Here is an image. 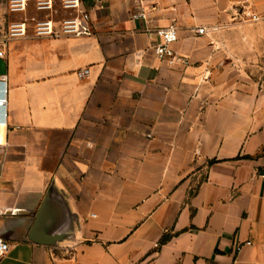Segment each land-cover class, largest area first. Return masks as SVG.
I'll use <instances>...</instances> for the list:
<instances>
[{
  "label": "crops",
  "instance_id": "obj_1",
  "mask_svg": "<svg viewBox=\"0 0 264 264\" xmlns=\"http://www.w3.org/2000/svg\"><path fill=\"white\" fill-rule=\"evenodd\" d=\"M84 3L89 36L0 29V264H264V94L219 30L264 0Z\"/></svg>",
  "mask_w": 264,
  "mask_h": 264
},
{
  "label": "built area",
  "instance_id": "obj_2",
  "mask_svg": "<svg viewBox=\"0 0 264 264\" xmlns=\"http://www.w3.org/2000/svg\"><path fill=\"white\" fill-rule=\"evenodd\" d=\"M30 5L34 13L27 14ZM7 10L10 14L23 15L7 24L5 31L7 40L26 37L29 32L36 37L51 38L83 37L92 33L90 11L86 8L84 0H8ZM238 15L249 22L264 21V8L256 10L244 3L237 12ZM133 18L145 19L146 14L140 11L134 14ZM204 30L201 27L197 28L195 32L202 34ZM151 34L156 37L153 45L154 56L169 64L177 61L172 49V45L177 39L175 23L171 22L166 27L155 29ZM0 57H2V50H0ZM87 73L88 69H81L77 75L82 78ZM0 104L3 105V102L0 101ZM5 214V210L0 209V216ZM8 248L9 245L0 238V255L7 252Z\"/></svg>",
  "mask_w": 264,
  "mask_h": 264
},
{
  "label": "rangeland",
  "instance_id": "obj_3",
  "mask_svg": "<svg viewBox=\"0 0 264 264\" xmlns=\"http://www.w3.org/2000/svg\"><path fill=\"white\" fill-rule=\"evenodd\" d=\"M7 3L8 0H0V29L8 24ZM219 30L230 34L232 40L229 41V47L233 58L237 57L244 77L254 81L256 89L264 94V21L249 22L238 15L233 20L228 19ZM259 154L264 157V148Z\"/></svg>",
  "mask_w": 264,
  "mask_h": 264
},
{
  "label": "water",
  "instance_id": "obj_4",
  "mask_svg": "<svg viewBox=\"0 0 264 264\" xmlns=\"http://www.w3.org/2000/svg\"><path fill=\"white\" fill-rule=\"evenodd\" d=\"M34 227H36V225ZM47 244H50L52 246H61L65 248H70L74 245L73 233L72 232H64V233L62 232L52 233L51 232L50 241L47 242Z\"/></svg>",
  "mask_w": 264,
  "mask_h": 264
},
{
  "label": "trees",
  "instance_id": "obj_5",
  "mask_svg": "<svg viewBox=\"0 0 264 264\" xmlns=\"http://www.w3.org/2000/svg\"><path fill=\"white\" fill-rule=\"evenodd\" d=\"M167 238H168L167 236H163V237H162V241H166Z\"/></svg>",
  "mask_w": 264,
  "mask_h": 264
}]
</instances>
